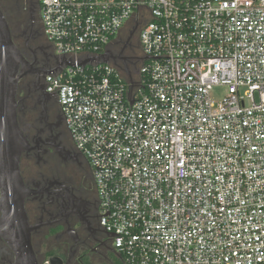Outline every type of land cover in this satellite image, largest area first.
Masks as SVG:
<instances>
[{"label":"built area","instance_id":"built-area-1","mask_svg":"<svg viewBox=\"0 0 264 264\" xmlns=\"http://www.w3.org/2000/svg\"><path fill=\"white\" fill-rule=\"evenodd\" d=\"M38 3L59 58L45 89L122 263L264 264V0ZM132 18L129 81L95 58Z\"/></svg>","mask_w":264,"mask_h":264},{"label":"flooded vegetation","instance_id":"flooded-vegetation-1","mask_svg":"<svg viewBox=\"0 0 264 264\" xmlns=\"http://www.w3.org/2000/svg\"><path fill=\"white\" fill-rule=\"evenodd\" d=\"M0 10L26 61L15 101L17 123L27 143L20 155L19 173L37 264L47 258L53 264H86L91 253L98 264H108L105 253L118 254L99 223L91 165L75 147L57 100L45 89L44 77L59 58L43 33L38 0H0ZM143 24L130 19L104 51L107 62L116 65L129 81L139 77L145 59L139 41ZM16 258L0 237V264H15Z\"/></svg>","mask_w":264,"mask_h":264},{"label":"water","instance_id":"water-1","mask_svg":"<svg viewBox=\"0 0 264 264\" xmlns=\"http://www.w3.org/2000/svg\"><path fill=\"white\" fill-rule=\"evenodd\" d=\"M95 60L107 62V54L97 55ZM25 71L26 61L0 10V237L15 252V264H37L26 225L25 192L19 173L20 155L27 143L16 119L15 95Z\"/></svg>","mask_w":264,"mask_h":264},{"label":"rangeland","instance_id":"rangeland-1","mask_svg":"<svg viewBox=\"0 0 264 264\" xmlns=\"http://www.w3.org/2000/svg\"><path fill=\"white\" fill-rule=\"evenodd\" d=\"M222 94H224V88H220L218 93H216L215 98L220 97ZM105 256L107 257L108 260L113 259V256L110 253H105ZM89 260L87 261V264H98L97 259L94 257V254L91 253L89 254ZM49 259V258H47Z\"/></svg>","mask_w":264,"mask_h":264},{"label":"trees","instance_id":"trees-1","mask_svg":"<svg viewBox=\"0 0 264 264\" xmlns=\"http://www.w3.org/2000/svg\"><path fill=\"white\" fill-rule=\"evenodd\" d=\"M111 260H112L113 264H120L119 259L117 257H113V259H111Z\"/></svg>","mask_w":264,"mask_h":264},{"label":"crops","instance_id":"crops-1","mask_svg":"<svg viewBox=\"0 0 264 264\" xmlns=\"http://www.w3.org/2000/svg\"><path fill=\"white\" fill-rule=\"evenodd\" d=\"M117 258L119 259L120 264H123L121 258L119 256ZM107 263L113 264L112 260H107Z\"/></svg>","mask_w":264,"mask_h":264}]
</instances>
